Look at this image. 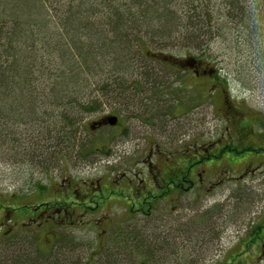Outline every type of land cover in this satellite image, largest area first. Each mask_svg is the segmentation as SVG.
Instances as JSON below:
<instances>
[{
    "label": "rangeland",
    "instance_id": "374dc122",
    "mask_svg": "<svg viewBox=\"0 0 264 264\" xmlns=\"http://www.w3.org/2000/svg\"><path fill=\"white\" fill-rule=\"evenodd\" d=\"M241 1L245 3L248 11V28L244 30L243 27L235 25L224 34L222 32L221 36L213 37L207 47H204L203 54L207 64L227 80L225 85L232 96L234 106L244 114H250L249 117L255 118V121L248 124L250 128H245L247 132L251 131L249 139L245 142L253 148L260 144L257 137L264 134V0ZM180 8L174 7L178 15ZM160 12L158 9L157 13ZM139 35H145V32ZM136 46L132 63L138 67L144 66L145 57L141 55L138 45ZM182 46V49L164 51L169 52L167 54L170 57L172 55L184 60L187 59L185 57H192L193 55L188 54L185 49L187 46ZM148 51L154 52V49L149 48ZM190 51L193 52V49ZM148 64L155 66L151 61ZM140 71L143 72L144 69L137 68L134 72L138 76ZM164 77L166 84L159 90L162 95L160 94L157 105L170 108L177 104L174 92L181 89L185 94L178 99L185 109L184 115L166 114V110L162 112L160 108L156 112L144 108L136 110V107L130 109L126 104L122 106L121 101H114V94L110 93L108 99H102L103 105L99 114L89 116L84 121L87 129L78 131L79 138L75 150L83 147L82 144L86 142L88 143L85 145L91 141L98 145L99 149L88 158H84L80 153L78 156L68 153L65 156L68 161L63 160V163L58 158L56 162L44 166L47 159L44 163L39 161L46 153L40 147V140L28 141L30 146L26 143L24 145L25 139L35 138L39 126H31L27 122L29 120H21L0 130V249L5 248L1 246V242L7 236H14L20 243L38 236L39 244L46 249L51 248L54 240L63 237L64 239L59 241L72 243L82 256L101 259L98 261L102 264H107L106 255L109 254L120 260L118 264H150L151 261L148 263V260L153 259L150 257L152 245L156 248L164 246L163 254H158L161 260L159 264H264V172L247 175L249 177L241 182L224 183L210 195L177 196L174 202L176 209L169 215L174 214H165L167 226L157 229L154 234L151 230L145 231L147 238L143 233L139 236L134 234L133 240L139 241L132 249L137 251L128 255L127 252L132 249L126 252L106 251V248L113 249L107 240L108 234L102 232L104 227H98L94 223L95 218L103 217L107 213L105 208L93 211V208L75 205V222L71 225H60V222L57 224L58 216L55 223L50 225L41 222L42 218H39L36 220L42 225L39 228L36 224H27L31 214L29 207H34L39 202L47 201L48 206L69 205L73 200L82 202V199L74 198L73 193H70L68 198L59 196L58 187L64 177L70 178L79 186V195L83 182L88 186L91 181L97 179L107 180L117 171L130 170L127 164L133 158L134 142L149 140L161 145L165 143L169 152L175 153L181 149L179 139H182L185 132V140L195 141L197 138L203 142L213 140L224 133L225 121L215 118L211 108L212 100L210 99V102L208 99L210 92L203 94L191 80L192 83L187 80L182 85L181 82L185 78L181 81L180 79L183 75L178 78L167 72ZM219 79L221 80V77ZM146 90L147 94H150V90ZM149 98L154 96L151 94ZM174 111L181 113L182 109L176 107ZM43 112L46 113L42 117L44 119L39 121H48L51 117L50 111L43 109ZM110 113L118 117V123L113 128L91 130V122L98 121ZM233 144V147L239 150L235 154L237 157L251 156L252 148H244L237 140L233 141ZM21 152H26L29 157H24ZM234 169L237 171L234 175H237L238 168ZM39 185L46 187L42 193L38 190ZM126 193L124 191V194ZM92 203L94 201L89 200L85 205L92 207ZM26 206L28 209L23 208ZM71 208L73 205L70 210ZM22 223L27 225L23 226ZM146 255H149L148 259ZM84 261L85 259L82 260L83 263Z\"/></svg>",
    "mask_w": 264,
    "mask_h": 264
},
{
    "label": "trees",
    "instance_id": "16d2710c",
    "mask_svg": "<svg viewBox=\"0 0 264 264\" xmlns=\"http://www.w3.org/2000/svg\"><path fill=\"white\" fill-rule=\"evenodd\" d=\"M178 2L0 0V130L21 120L39 126L35 138L25 139L24 145L30 146L28 141L40 140V147L46 153L39 161L44 163L47 159L46 166L58 158L68 161L65 157L68 153H75V156L80 153L88 158L99 149L94 141L83 143L78 150L75 147L78 131L87 129L84 121L99 114L102 99H108L110 93L114 94V101H121L122 106L126 104L130 109L156 112L160 108L162 112L166 110V114H177L174 108L182 107L178 97L185 93L176 90L177 104L169 108L157 105L162 95L159 90L166 84L164 73H173L178 78L183 75L180 79L185 78L181 82L183 85L188 80L185 76L188 71L168 64V60L147 57L153 53L182 61L184 58L170 57L167 53L182 49L185 44L188 54L193 55L185 60L208 65L203 51L213 37L221 36L235 25L244 30L248 28V11L241 0ZM178 6L181 7L179 15L174 10ZM142 32L145 35H139ZM136 45L145 57L144 66L132 63ZM149 48L154 52L148 51ZM150 61L155 66L149 65ZM137 68L144 69L138 76L135 74ZM217 74L227 85L223 75L218 71ZM151 94L152 99L149 98ZM43 109L50 111L48 121H39L46 114ZM22 155L29 157L26 152ZM45 189L38 186L40 193ZM61 239L64 238L54 240L51 248L46 249L39 244L38 236L21 243L14 236H7L1 242L5 248L0 249V264H102L98 261L101 259L84 257L72 243L59 241ZM138 241L133 242L137 244ZM163 247L152 245L150 257L153 259L148 263L161 262L158 254H163ZM115 250L127 251L119 247L106 248L108 253ZM135 251L129 250L126 255ZM106 257L107 264L120 263L112 254ZM146 257L148 259L149 255Z\"/></svg>",
    "mask_w": 264,
    "mask_h": 264
},
{
    "label": "flooded vegetation",
    "instance_id": "af4514ba",
    "mask_svg": "<svg viewBox=\"0 0 264 264\" xmlns=\"http://www.w3.org/2000/svg\"><path fill=\"white\" fill-rule=\"evenodd\" d=\"M167 60L168 64L185 68L188 71L186 79L191 80L203 94L212 91L208 94L212 100L211 108L215 118L225 121L224 133L220 137L203 142L197 138L195 141L185 140V132L182 139H179L180 147L183 149L175 153L169 152L165 143L161 145L149 140L134 142L133 158L127 164L130 170L117 171L107 180L97 179L91 181L88 186L83 182L79 195L77 193L79 186L70 178L64 177L58 187L59 196L68 198L70 193H73L74 198H80L82 202L73 200L69 205L56 206H48L47 201L39 202L34 207H29L31 214L27 224H36L39 227L41 224L36 220L42 218L41 222L50 225L55 223L58 216L57 224L60 222V225H71L75 222L73 219L76 214L75 205L93 208V211L105 208L107 213L103 217L95 218V225L105 228L102 232L108 234L107 240L111 247L128 250L135 244L133 236L136 232L138 236L142 233L147 234L145 232L147 230L154 234L157 229L167 226L165 214L169 215L176 209L174 202L177 196L210 195L215 188L224 183L241 182L249 177L247 175L264 172V134L257 137L260 139L257 147L247 146L245 140L249 139L251 131L247 132L245 128H250L248 124L255 121V118L249 117L250 114H244L234 106L228 87L219 79L217 70L199 61H173L170 58ZM180 114L184 115L183 111ZM109 115L118 119L115 114ZM104 128L113 127L102 125L95 129ZM235 140L244 148H252L251 156L237 157L235 154L239 150L233 147ZM259 154L261 156H258ZM234 167L238 168L237 175H234L237 172ZM124 191L127 193L124 194ZM89 200L94 201L92 207L85 205ZM71 205L73 208L70 210ZM27 224L22 223L23 226Z\"/></svg>",
    "mask_w": 264,
    "mask_h": 264
},
{
    "label": "water",
    "instance_id": "95a60500",
    "mask_svg": "<svg viewBox=\"0 0 264 264\" xmlns=\"http://www.w3.org/2000/svg\"><path fill=\"white\" fill-rule=\"evenodd\" d=\"M117 124V118L115 116L109 115V117L99 119V121L91 123V129L95 130L96 127L102 125L115 126Z\"/></svg>",
    "mask_w": 264,
    "mask_h": 264
},
{
    "label": "bare ground",
    "instance_id": "6f19581e",
    "mask_svg": "<svg viewBox=\"0 0 264 264\" xmlns=\"http://www.w3.org/2000/svg\"><path fill=\"white\" fill-rule=\"evenodd\" d=\"M111 116H113V115H111ZM116 117V116H115Z\"/></svg>",
    "mask_w": 264,
    "mask_h": 264
}]
</instances>
